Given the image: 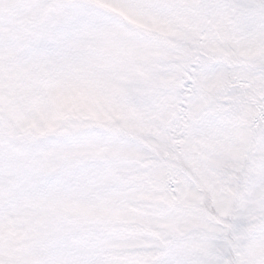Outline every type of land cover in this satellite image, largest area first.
Listing matches in <instances>:
<instances>
[{
	"label": "snow or ice",
	"instance_id": "snow-or-ice-1",
	"mask_svg": "<svg viewBox=\"0 0 264 264\" xmlns=\"http://www.w3.org/2000/svg\"><path fill=\"white\" fill-rule=\"evenodd\" d=\"M0 264H264V0H0Z\"/></svg>",
	"mask_w": 264,
	"mask_h": 264
}]
</instances>
